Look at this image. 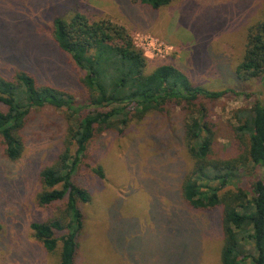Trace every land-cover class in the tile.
<instances>
[{"label": "rangeland", "instance_id": "rangeland-1", "mask_svg": "<svg viewBox=\"0 0 264 264\" xmlns=\"http://www.w3.org/2000/svg\"><path fill=\"white\" fill-rule=\"evenodd\" d=\"M77 13L123 26L133 42L151 37L171 47L165 58L149 59L148 71L170 64L195 86L235 91L211 104L221 144L233 135V112L264 100L262 79L245 84L235 74L248 28L264 21V0H172L158 10L130 0H0V73L23 70L40 84L70 91L75 107L81 105L77 71L52 37L55 19ZM180 119L178 110L148 116L123 135L106 133L89 146L77 178L91 202L82 208L86 223L76 264H220V210L188 209L177 193L185 160ZM66 128L64 109H32L20 159L10 162L0 151V264L58 262V252H45L30 224L59 214L61 204L45 209L35 198L38 172L54 161ZM98 166L102 179L91 170Z\"/></svg>", "mask_w": 264, "mask_h": 264}, {"label": "trees", "instance_id": "trees-1", "mask_svg": "<svg viewBox=\"0 0 264 264\" xmlns=\"http://www.w3.org/2000/svg\"><path fill=\"white\" fill-rule=\"evenodd\" d=\"M130 1L158 10L172 0ZM53 24L54 43L77 71L85 96L81 105L75 107L70 91L40 84L23 70L10 77L0 73V151L8 161L23 153L22 133L32 109L66 111L61 148L38 172L41 190L35 198L41 208L62 206L58 215L30 224L36 242L47 253L58 252L56 264H76L86 223L82 208L91 202L77 178L89 146L103 134L121 136L132 123L178 110L185 156L177 190L181 203L203 213L220 210V264H264V100L233 112V135L221 144L211 104L235 91L195 86L170 64L148 71L149 60L127 30L110 21H89L77 13ZM235 74L245 84L262 79L264 86V21L248 28ZM101 168L91 169L100 179ZM259 170L262 174L251 176Z\"/></svg>", "mask_w": 264, "mask_h": 264}, {"label": "built area", "instance_id": "built-area-1", "mask_svg": "<svg viewBox=\"0 0 264 264\" xmlns=\"http://www.w3.org/2000/svg\"><path fill=\"white\" fill-rule=\"evenodd\" d=\"M134 41H137L133 42L135 47L142 50L147 60L156 58L163 59L172 51L171 47L151 37L135 38Z\"/></svg>", "mask_w": 264, "mask_h": 264}]
</instances>
